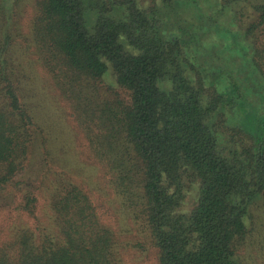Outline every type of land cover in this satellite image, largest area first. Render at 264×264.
Here are the masks:
<instances>
[{"label": "trees", "instance_id": "trees-1", "mask_svg": "<svg viewBox=\"0 0 264 264\" xmlns=\"http://www.w3.org/2000/svg\"><path fill=\"white\" fill-rule=\"evenodd\" d=\"M107 1L110 7L93 8L88 26L83 0H38L31 35L42 66L109 171L123 212L149 231L158 264H244L238 250L250 233L254 203L264 199V119L250 110L255 103L233 77L227 91L207 84L190 53H197L203 33L240 36L264 79V2L252 3L254 17L232 31L224 23L238 25L236 7L244 0H201L208 9L199 0H150L144 8L135 0ZM179 3L192 9L196 23L170 22ZM118 5L126 7L122 18L109 15ZM6 54L3 43L0 195L24 171L35 140L44 139ZM109 70L127 99L104 82ZM249 118L257 121L253 131ZM185 177L196 191L186 213L179 211ZM40 199L52 229L15 227L0 241V264H122L116 233L89 190L60 179L47 200L19 192L14 201L32 220Z\"/></svg>", "mask_w": 264, "mask_h": 264}, {"label": "rangeland", "instance_id": "rangeland-1", "mask_svg": "<svg viewBox=\"0 0 264 264\" xmlns=\"http://www.w3.org/2000/svg\"><path fill=\"white\" fill-rule=\"evenodd\" d=\"M37 1L0 0V45H7V60L21 81L22 101L36 124L44 131L42 140H45L42 142L40 137L35 140L24 171L18 174L15 182L0 195V241L13 232L15 227L34 228L36 232L39 231L36 226L39 229L51 230L52 221L45 202L41 203V199L39 200L35 209L37 219L31 220L16 209L14 199L17 200L19 192H34L38 197L47 200L52 185L60 179H65L89 190L103 223L116 233L117 250L122 264H158V251L149 231L141 220H131L123 212L120 198L109 183V171L96 159L86 137L77 131V123L68 109L69 103L63 102V97L41 64L31 35ZM83 1L88 26L93 23L96 15L93 8H96L97 4L104 3L107 8L111 6L107 0ZM135 1L143 8L150 4V0ZM258 2L264 0L240 2L236 7L238 25L225 22L224 26L230 27L232 31H240L254 17L251 4ZM199 3L204 9L209 8L204 1L199 0ZM125 10V5L114 6L109 15L122 18ZM172 11V24L181 23L187 26L190 22L196 23L192 9L184 3L176 4L175 10ZM224 20L225 17H222V22ZM183 37L185 40L186 35ZM202 40L197 53H190V59L194 58L198 70L205 77V82L213 83L220 90L227 91V85L233 77L248 95L246 100L255 103L250 105V110L255 109L256 115L264 119V112L261 111L264 101L259 97L260 93L264 94V79L256 75L252 49L247 48L248 41H245L247 46H244L240 36L235 40H227L211 32L203 33ZM262 69L264 72V66ZM107 72L103 78L104 82L113 84L121 96L127 99L128 93L116 84L111 70ZM191 74L193 72L186 71L187 76L191 77ZM241 121L242 119L238 121V125L242 126L244 123ZM256 122H251L249 118L250 131L255 130ZM191 180L183 178L185 196L180 212L190 211L195 203V183ZM249 226L250 233L238 250L239 258L244 264H264V199L254 203Z\"/></svg>", "mask_w": 264, "mask_h": 264}]
</instances>
